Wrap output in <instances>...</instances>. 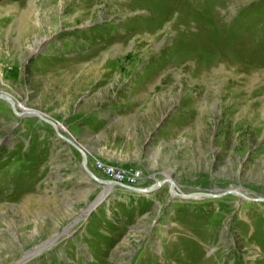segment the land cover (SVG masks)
<instances>
[{"label":"rangeland","instance_id":"obj_1","mask_svg":"<svg viewBox=\"0 0 264 264\" xmlns=\"http://www.w3.org/2000/svg\"><path fill=\"white\" fill-rule=\"evenodd\" d=\"M0 95V264H264V0H0Z\"/></svg>","mask_w":264,"mask_h":264},{"label":"water","instance_id":"obj_2","mask_svg":"<svg viewBox=\"0 0 264 264\" xmlns=\"http://www.w3.org/2000/svg\"><path fill=\"white\" fill-rule=\"evenodd\" d=\"M0 100H3V101H7L8 103H10L12 106H14L12 103H11V99L9 98V97H7V96H5V95H0ZM34 114H36L37 116H39L38 115V113H35L34 112ZM43 118V117H42ZM44 119V118H43ZM55 129H56V127H55V124L56 123H50ZM57 131V130H56ZM57 135H58V137L60 138V139H62L63 141H66L67 143H69V144H71L74 148H76V149H78L79 150V152L81 153V155H82V161H81V169H82V171L84 172V173H86L87 175H89L91 178H93L95 181H97V182H101V183H103L104 185H105V189H104V191L103 192H107L111 187H114V186H117V185H119V184H117V183H115V182H113V181H106V180H99V179H97L87 168H86V155L84 154V152H83V150H82V148L81 147H79L78 145H76L73 141H71V140H69V139H66V138H64L63 136H61L60 134H59V131H57ZM168 185V187H169V189H170V193H171V196L173 197V198H178V197H184V195H181V194H178L176 191H174V182L171 180V179H168V178H165V179H163V180H161V181H159L158 183H156V184H154L152 187H150V188H147V189H144V190H139V189H135V188H129V190H133V191H142V192H144V193H150V192H155V191H157L159 188H161L162 186H164V185ZM128 188V187H127ZM101 196V195H100ZM98 197L92 204H91V206L89 207V209L87 210V214H90L91 212H92V210L95 208V207H97L100 203H101V200H103V198H104V196H103V198H101V197ZM197 196H200V197H213L212 195H209V194H197ZM239 197H243L241 194H239ZM262 201H264V200H262ZM39 248H37V250H38ZM36 250V251H37ZM39 251H37V252H35V253H38ZM24 260H26V259H24ZM24 260L22 261V262H24ZM22 262H20V263H22Z\"/></svg>","mask_w":264,"mask_h":264},{"label":"bare ground","instance_id":"obj_3","mask_svg":"<svg viewBox=\"0 0 264 264\" xmlns=\"http://www.w3.org/2000/svg\"><path fill=\"white\" fill-rule=\"evenodd\" d=\"M11 103L15 106V107H17V108H20V106H18L17 104H16V101H14L13 99H11ZM26 111H28L27 109H24V108H22V111H21V113H24V112H26ZM55 127H56V130L57 131H62V130H64V128L60 125V124H55ZM81 148H83L82 146H81ZM86 159H87V156H86ZM135 176V175H134ZM115 183H117V182H115ZM158 183V182H157ZM117 184H119V183H117ZM111 189V188H110ZM109 189V190H110ZM108 190V191H109ZM108 191L107 192H102L101 193V198H103V196H105V195H107V193H108ZM232 193H234V194H241L238 190H232ZM66 230H68V229H65V231ZM53 242V240H48V241H46L38 250H42L43 248H45L46 246H48V245H50L51 243ZM37 250V251H38ZM31 256H34V253L33 254H31V255H29V257H31Z\"/></svg>","mask_w":264,"mask_h":264},{"label":"crops","instance_id":"obj_4","mask_svg":"<svg viewBox=\"0 0 264 264\" xmlns=\"http://www.w3.org/2000/svg\"><path fill=\"white\" fill-rule=\"evenodd\" d=\"M32 258L34 257V256H31ZM30 258V257H29ZM28 260V258L25 260V261H27ZM23 263V262H22ZM22 263H20V264H22Z\"/></svg>","mask_w":264,"mask_h":264},{"label":"built area","instance_id":"obj_5","mask_svg":"<svg viewBox=\"0 0 264 264\" xmlns=\"http://www.w3.org/2000/svg\"><path fill=\"white\" fill-rule=\"evenodd\" d=\"M108 172L110 173V172H112V170H108Z\"/></svg>","mask_w":264,"mask_h":264}]
</instances>
